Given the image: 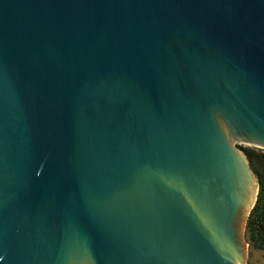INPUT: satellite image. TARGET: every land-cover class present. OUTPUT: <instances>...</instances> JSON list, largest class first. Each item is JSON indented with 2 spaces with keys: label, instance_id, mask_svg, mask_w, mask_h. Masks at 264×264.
Listing matches in <instances>:
<instances>
[{
  "label": "water",
  "instance_id": "obj_1",
  "mask_svg": "<svg viewBox=\"0 0 264 264\" xmlns=\"http://www.w3.org/2000/svg\"><path fill=\"white\" fill-rule=\"evenodd\" d=\"M264 0H0V264H248Z\"/></svg>",
  "mask_w": 264,
  "mask_h": 264
},
{
  "label": "trees",
  "instance_id": "obj_2",
  "mask_svg": "<svg viewBox=\"0 0 264 264\" xmlns=\"http://www.w3.org/2000/svg\"><path fill=\"white\" fill-rule=\"evenodd\" d=\"M253 169L259 187L257 202L247 221L246 237L251 249L264 252V150L242 148Z\"/></svg>",
  "mask_w": 264,
  "mask_h": 264
},
{
  "label": "rangeland",
  "instance_id": "obj_3",
  "mask_svg": "<svg viewBox=\"0 0 264 264\" xmlns=\"http://www.w3.org/2000/svg\"><path fill=\"white\" fill-rule=\"evenodd\" d=\"M241 148H255V147L243 145L241 146ZM248 264H264V252L251 249L249 246Z\"/></svg>",
  "mask_w": 264,
  "mask_h": 264
}]
</instances>
